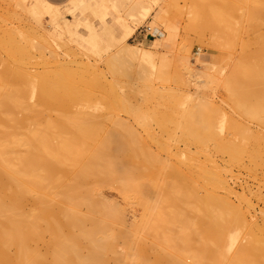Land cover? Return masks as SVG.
<instances>
[{"label":"bare ground","instance_id":"bare-ground-1","mask_svg":"<svg viewBox=\"0 0 264 264\" xmlns=\"http://www.w3.org/2000/svg\"><path fill=\"white\" fill-rule=\"evenodd\" d=\"M8 1L67 26L63 5ZM144 1L130 6L142 19L150 11ZM0 17V264H264L261 233L250 239L249 227L245 243L231 255L223 250L246 219L228 178L244 155L250 171L262 161L229 133L217 135L211 100L186 93L181 106L179 93L153 87L149 75L138 78L141 88L119 92L75 55L45 56L28 31L5 22L14 13ZM137 20L103 56L112 77L131 65L143 75L171 36L154 27L153 44H131ZM105 187L139 206L138 218L127 224L124 206L106 199Z\"/></svg>","mask_w":264,"mask_h":264},{"label":"rangeland","instance_id":"rangeland-1","mask_svg":"<svg viewBox=\"0 0 264 264\" xmlns=\"http://www.w3.org/2000/svg\"><path fill=\"white\" fill-rule=\"evenodd\" d=\"M67 1L60 3L63 5L60 9L64 12V23L67 26L48 22L45 17H33L16 7L13 1L0 0V12L8 10L9 13H14L17 17L5 22L9 21V25L28 31V38L33 44L38 42L46 46H43L45 56H49L51 51L62 57L71 58L75 55L74 58L98 67L107 79H113L119 92L127 88H141L142 82L138 78L149 75L148 79H151L149 82L153 87L171 88L179 93L180 105L184 103L186 93L192 95V98L198 95L211 100L215 108L213 125L217 135L224 137L229 133V137L237 145L246 152L254 150L255 157L262 161L250 171L248 157L244 155V164L234 167L232 176L228 178L235 193V199L232 197V200L236 203L237 198L241 208L246 207L248 211L242 208L246 219L238 227H234L233 231L230 230L232 234H227L224 242L227 243L224 245L231 247L225 249L224 246L223 250L231 255L237 245L240 246L256 234L255 239L260 238L259 241L263 242L264 0H197L195 4L192 0H143V5L150 10L147 17L144 15V19L142 15H135L139 12L134 11L136 7L130 9L135 0H72L70 4ZM191 4L195 5L198 12L196 16H191ZM135 19L139 21L137 20L136 28L128 39L131 44L144 47L153 44L154 36L150 32L154 27L169 30V33L172 32L171 36L167 41L163 39L161 46H158L161 56L154 59V70L150 64H146V74L140 76L136 66L131 65L127 74L112 77L103 63V56L106 51L112 50L113 40L122 37L127 25L132 24ZM172 27H175L174 32L171 31ZM158 71H162L163 78L157 77ZM229 81L231 82L228 84ZM190 101H186V104ZM179 144L182 145L181 142ZM217 156L220 161L227 159L225 155ZM102 193L106 199L124 206L127 224L138 218L140 207L124 201L114 188L105 187ZM243 196L251 201L250 208L241 202L240 197ZM249 223L251 226V223L254 224L253 228ZM248 230H253L254 233L256 230V233L250 234ZM248 233L253 236L248 238ZM260 233L263 238L258 236ZM231 235L235 237L233 245H229Z\"/></svg>","mask_w":264,"mask_h":264},{"label":"crops","instance_id":"crops-1","mask_svg":"<svg viewBox=\"0 0 264 264\" xmlns=\"http://www.w3.org/2000/svg\"><path fill=\"white\" fill-rule=\"evenodd\" d=\"M50 3L61 5L60 3L65 2L66 0H47Z\"/></svg>","mask_w":264,"mask_h":264}]
</instances>
